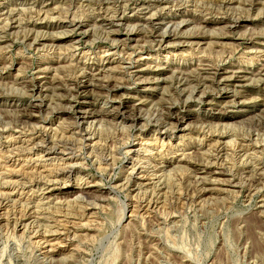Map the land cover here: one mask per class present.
Listing matches in <instances>:
<instances>
[{
  "label": "rangeland",
  "instance_id": "374dc122",
  "mask_svg": "<svg viewBox=\"0 0 264 264\" xmlns=\"http://www.w3.org/2000/svg\"><path fill=\"white\" fill-rule=\"evenodd\" d=\"M157 1L0 0V264H264V0Z\"/></svg>",
  "mask_w": 264,
  "mask_h": 264
},
{
  "label": "bare ground",
  "instance_id": "6f19581e",
  "mask_svg": "<svg viewBox=\"0 0 264 264\" xmlns=\"http://www.w3.org/2000/svg\"><path fill=\"white\" fill-rule=\"evenodd\" d=\"M144 1V0H143ZM164 1L166 2V0H160V1H157L158 2V4L159 5H161V6H163V4H165L164 3ZM171 2V1H170ZM166 4H169V2H166ZM179 4V3H178ZM126 5V4H125ZM174 5V4H173ZM126 7V6H125ZM64 8V7H63ZM113 8H114V6H113ZM169 8V7H168ZM86 10V9H85ZM100 11V10H99ZM109 12V11H108ZM107 12V13H108ZM230 12V11H229ZM102 13V12H101ZM24 14V13H23ZM27 14V13H26ZM25 14V15H26ZM41 14V13H40ZM40 14H38V15H40ZM155 14V13H154ZM9 15V14H8ZM21 15V14H20ZM118 15V14H117ZM151 15V14H150ZM68 16V15H67ZM114 16V15H113ZM154 16V15H153ZM10 17V16H9ZM75 17H77L76 15H75ZM105 17V16H104ZM148 17V16H147ZM152 17V16H151ZM64 18V17H63ZM72 18V17H71ZM106 18V17H105ZM119 20H118V22H120V23H122V22H124L125 21V19H126V17L124 16V15H120L119 17ZM72 19H74V18H72ZM78 19V18H77ZM16 20V19H15ZM68 20V19H67ZM71 20V19H70ZM106 19H103V21H105ZM110 20H111V18H110ZM151 20V19H150ZM149 20V21H150ZM17 21V20H16ZM63 21V20H62ZM66 21V20H65ZM77 21V20H76ZM152 21V20H151ZM154 21V20H153ZM157 21H159V20H157ZM79 22V21H78ZM184 22V21H183ZM6 23V22H5ZM153 23V22H152ZM156 23V22H155ZM164 23H165V21H164ZM177 23V22H176ZM182 23V22H181ZM71 24H72V26L73 27H76L77 29H80V28H82L83 26H82V24H73V22H71ZM163 24V23H162ZM201 24V23H200ZM237 24V23H236ZM70 25V24H69ZM171 25V24H170ZM157 26H161L160 24H157ZM163 26V25H162ZM69 27V26H68ZM154 27V26H153ZM169 27V26H168ZM127 28V27H126ZM158 28V27H157ZM71 29V28H70ZM69 29V30H70ZM154 29V28H153ZM156 29V28H155ZM158 30V29H157ZM131 31V30H130ZM133 31H134V29H133ZM72 32H74V30L72 31ZM159 32V31H158ZM134 33V32H133ZM162 34V33H161ZM181 34V33H180ZM160 35V34H159ZM182 35V34H181ZM133 34H132V31L129 33L128 32V34L126 35V37H127V39H126V41H124V42H128V41H131L132 40V38H133ZM157 36V35H156ZM155 37V36H154ZM156 38V37H155ZM160 40H158V42H159V44H158V46H157V48H158V50H166L167 49V46H166V44L168 43V41L170 40V36L167 34V32L166 33H164V34H162L160 37ZM156 39H158V38H156ZM155 39V40H156ZM78 40V39H77ZM194 40V39H193ZM118 41V40H117ZM210 41V40H209ZM50 43H52V45H54L55 43H56V40L55 39H52L51 41H49ZM76 42V41H75ZM80 42V41H79ZM119 42V41H118ZM77 43V42H76ZM126 44V43H125ZM180 44H182V43H180ZM211 44V43H210ZM51 45V44H50ZM124 45V44H123ZM155 45V44H154ZM184 45H185V43H184ZM191 45V44H190ZM200 45V44H199ZM176 46V45H175ZM188 46H189V44H188ZM198 46V45H197ZM76 47V46H75ZM122 47V46H121ZM193 47V46H192ZM128 48V47H127ZM191 48V47H190ZM144 49V48H143ZM150 49V48H149ZM135 52V51H134ZM138 52V51H137ZM136 52V53H137ZM189 52V51H188ZM109 53V52H108ZM107 53V54H108ZM113 53V52H112ZM135 53V54H136ZM143 53V52H142ZM2 54V53H1ZM60 54V53H59ZM110 54V53H109ZM185 54V53H184ZM132 55V54H131ZM139 55V54H138ZM194 55V54H193ZM231 55V54H230ZM135 56V55H134ZM197 56V55H196ZM130 57V56H129ZM138 58V57H137ZM148 58V57H147ZM203 58V57H202ZM128 59H130V58H128ZM131 59L133 60V58L131 57ZM135 59V58H134ZM142 59V58H141ZM222 59H223V57H222ZM140 61H142V60H140ZM69 63H71V62H69ZM131 63V62H130ZM73 64V63H72ZM202 64V63H201ZM207 64H209V63H207ZM79 66V65H78ZM101 67V66H100ZM99 67V68H100ZM102 67H103V65H102ZM192 67V66H191ZM103 69V68H102ZM197 70V69H196ZM95 71H99V69L98 70H95ZM201 71H203V72H209V73H211V75H213L214 76V79H218V81H219V83H217L218 85V87L220 88L222 85H224L225 83H226V81H227V79L228 78H226L225 76V73H223V71H224V69H222V67H220V65L218 66V67H210L209 65H203V69H201ZM87 72V71H86ZM121 72V71H120ZM236 73H233V75H235ZM238 74H240V73H238ZM262 74H264V73H262ZM95 75V74H94ZM97 75V74H96ZM90 76V75H89ZM173 77V76H172ZM264 77V76H263ZM231 78H233V76H231ZM262 78V77H261ZM137 79V78H136ZM164 81V80H163ZM262 81V80H261ZM78 83V82H77ZM109 83H110V81H109ZM85 85V84H84ZM98 87V86H97ZM115 88V87H114ZM77 89V88H76ZM118 89V88H117ZM192 89V88H191ZM225 89V88H224ZM108 92V91H107ZM220 92V91H219ZM218 93V92H217ZM222 94V93H221ZM192 96H193V94H192ZM191 96V97H192ZM193 98V97H192ZM200 99H201V97H200ZM199 99V101H202V100H200ZM192 100V99H191ZM197 100V99H196ZM187 101H188V99H187ZM194 101V100H193ZM214 101V100H213ZM189 102V101H188ZM201 103V102H200ZM202 105H203V103H202ZM210 107H212L214 104H213V102H211L210 104ZM125 106H126V103L125 102H122V103H120L119 104V110H117L118 111V113L120 114V113H125ZM205 106V105H204ZM79 109V108H78ZM81 110V109H80ZM154 110V109H153ZM168 110H169V112H176V108H168ZM166 112V111H165ZM100 113V112H99ZM117 113V114H118ZM106 114V113H105ZM172 115V117L171 118H165L164 120H157V119H155V121L153 122L154 123V125H152V127L153 128H155V129H157V132H160L162 129H164L165 128V130L163 131V132H166V133H164L165 135H167V134H172L173 136L172 137H174V136H177L180 132H184L185 131V127H184V124H185V121H186V118L181 114H175V113H172L171 114ZM100 116V115H99ZM117 116V115H116ZM168 116V115H167ZM125 117V116H124ZM224 116H220L219 118L218 117H216V118H218L219 120H221L222 118H223ZM94 117H93V115L92 116H90L88 113H80V116L77 118V124H80V125H84L85 124V122L87 123V122H89V121H92V119H93ZM147 118V117H146ZM212 119L213 118H215V117H211ZM127 119V118H126ZM205 119V118H204ZM25 120V119H24ZM93 120H95V119H93ZM139 119H132L131 121L134 123V121L136 122V121H138ZM150 120V119H149ZM206 120V119H205ZM211 120V119H210ZM172 121V123H175V126H174V128H173V130H174V132L173 133H169V130L168 131H166V127H168V125L170 124V122ZM216 121V120H215ZM96 122V121H95ZM151 122V121H150ZM205 122H207V120L205 121ZM212 122V121H211ZM94 123V122H93ZM148 123V122H147ZM171 123V124H172ZM217 123V122H216ZM221 123V122H220ZM224 124V123H223ZM173 125V124H172ZM78 126V125H77ZM8 127V126H7ZM14 128V127H13ZM48 128V127H47ZM146 128V127H145ZM32 129V128H31ZM143 130H145V129H143ZM41 131V130H40ZM84 131V130H83ZM67 132V131H66ZM85 132V131H84ZM162 132V133H163ZM40 134L38 135V137L36 136V140L38 141V140H40V144L41 145H43L42 147H41V151L43 152V153H45L47 156H51V155H57V154H59V152L58 151H61L62 149H61V147H60V144L59 143H57L55 140H53L51 137H50V135L47 133V132H44V131H41V132H39ZM83 133V132H82ZM58 134V133H57ZM207 135V134H206ZM213 135H215V134H213ZM72 136V135H71ZM70 136V137H71ZM84 138L85 137H90L89 139V141L90 142H92L93 141V137L94 136H92V134L90 133H85V135L83 134L82 135ZM55 137V136H54ZM69 137V136H68ZM73 137V136H72ZM82 137V138H83ZM61 138V137H60ZM54 139H56V138H54ZM58 139V138H57ZM56 139V140H57ZM64 140V139H63ZM79 140V139H78ZM35 141V140H34ZM221 140H219V142H220ZM71 142V141H70ZM217 142V141H216ZM232 142V141H231ZM262 142V141H261ZM264 142V141H263ZM37 143V142H36ZM69 143V142H68ZM96 143V142H95ZM257 143H259V142H257ZM74 144H76V143H74ZM77 144H79V143H77ZM237 144V143H236ZM34 145H36V144H34ZM39 145V144H38ZM37 145V146H38ZM64 145H67V144H64ZM87 145V144H86ZM264 145V144H263ZM72 146V145H71ZM93 146H94V144H93ZM157 146V145H156ZM66 147V146H65ZM76 147V146H75ZM30 148V147H29ZM63 148V147H62ZM78 148V147H77ZM97 148V147H96ZM231 148V147H230ZM221 149V148H220ZM141 149L140 148H137V149H130V151H128V153H127V157H126V159H127V163H128V166H130L128 169V173H127V177L125 178L126 179V181H128L129 180V182H130V179H131V181L132 180H134V188H136V190H139V192H140V190L142 191V189H143V187H144V185H146L145 184V182H143L144 181V179L145 178H147V176L146 175H148L149 173L144 169V167L142 166V163H141V160H140V156H141ZM211 151V150H210ZM218 151V150H217ZM224 151V149H221L220 150V153H222ZM261 151V150H260ZM63 152V151H62ZM71 152V151H70ZM93 152V151H92ZM111 153V152H110ZM260 153V152H259ZM92 154V153H91ZM44 155V154H43ZM42 155V156H43ZM99 155V154H98ZM109 155V154H108ZM262 155L264 156V150H263V153H262ZM103 156V155H102ZM41 157V156H40ZM98 157V156H97ZM47 158V157H46ZM50 158V157H49ZM48 158V159H49ZM43 159V158H42ZM97 159V158H96ZM259 159V158H258ZM262 159H264V158H262ZM261 159V160H262ZM41 160V159H40ZM144 160V159H143ZM229 160V159H228ZM245 160V159H244ZM101 162V161H100ZM173 162V161H172ZM175 162V161H174ZM228 162V161H227ZM177 163V162H176ZM244 163V162H243ZM263 163V162H262ZM60 164V163H59ZM71 165V164H70ZM78 165V164H77ZM77 165H75V166H77ZM143 165H144V163H143ZM156 165V164H155ZM176 165V164H175ZM261 165V164H260ZM73 166V165H72ZM71 166V167H72ZM167 166V165H166ZM170 166V165H169ZM172 166V165H171ZM179 166V165H178ZM182 166V165H181ZM227 166V165H226ZM225 166V167H226ZM66 167V166H65ZM74 167V166H73ZM150 167V166H149ZM156 167V166H155ZM60 168V167H59ZM76 168V167H75ZM146 168V167H145ZM157 169V168H156ZM170 169V168H169ZM60 170H61V168H60ZM70 171V173H71V176L73 175V173L76 171V170H74V168H70L69 169ZM80 170V169H79ZM166 170V169H165ZM35 171V170H34ZM66 171V170H65ZM161 171V170H160ZM259 171L261 172H263L264 171V164H262V167L259 169ZM43 172V171H42ZM54 172V171H53ZM56 172H57V170H56ZM157 172V171H156ZM47 173H48V171H47ZM62 173V172H61ZM264 173V172H263ZM158 174V173H157ZM157 174H155L156 176H157ZM12 175V174H11ZM58 175V174H57ZM155 175H153V176H155ZM163 175H164V173H163ZM183 175V174H182ZM197 175V174H196ZM204 175V174H203ZM69 178H71V177H69ZM173 178V177H172ZM128 179V180H127ZM16 180V179H15ZM56 180V179H55ZM70 180V179H69ZM171 180V179H170ZM218 180V179H217ZM58 181H60V180H58ZM15 182V181H14ZM61 182V181H60ZM70 181H68V183H69ZM171 182V181H170ZM223 182V181H222ZM225 182V181H224ZM9 183V182H8ZM44 183V182H43ZM97 183V182H96ZM126 183V182H125ZM14 184V183H13ZM59 184V183H58ZM171 184V183H170ZM175 184V183H174ZM8 185V184H7ZM10 185V184H9ZM66 185V184H65ZM95 185V184H94ZM211 185V184H210ZM118 186V185H117ZM49 189V188H48ZM165 189V188H164ZM35 190V189H34ZM156 191V190H155ZM208 191V190H207ZM178 192H180V191H178ZM50 193V192H49ZM86 193V192H85ZM202 193V192H201ZM1 194V193H0ZM7 194V193H6ZM169 194V193H168ZM172 194V193H171ZM193 195V194H192ZM49 196V195H48ZM4 197V196H3ZM52 198V197H51ZM135 198V197H134ZM145 198V197H144ZM4 199V198H3ZM7 199V198H6ZM83 199H84V197H83ZM60 200V199H59ZM174 202V201H173ZM178 202V201H177ZM141 203V202H140ZM157 204V203H156ZM156 204H152V201H150V202H148V203H141L140 204V206H139V208H148V207H152L153 205H156ZM166 205V204H165ZM68 207V206H67ZM154 207H156V206H154ZM160 207V206H159ZM124 208H126V210H127V208H128V206L127 205H125V207ZM169 208V207H168ZM63 209V208H62ZM143 210V209H142ZM10 212V211H9ZM136 212V211H135ZM139 214V213H138ZM61 215V214H60ZM40 216V215H39ZM123 216H124V214H123ZM123 218V217H122ZM124 219V218H123ZM122 219V220H123ZM131 219V218H130ZM35 222V221H34ZM73 224V223H72ZM88 224V223H87ZM45 225V224H44ZM84 225V224H83ZM7 226H9V225H7ZM16 226V225H15ZM38 226V225H37ZM27 227V226H26ZM53 227V226H52ZM90 227V226H89ZM129 227V226H128ZM23 229V228H22ZM25 231H26V229H25ZM55 231V230H54ZM67 232V231H66ZM63 233V232H62ZM34 235V234H33ZM32 235V236H33ZM19 239V238H18ZM22 240V239H21ZM34 240V239H33ZM2 242V241H1ZM58 242V241H57ZM53 247V246H52ZM75 250V249H74ZM51 252V251H50ZM4 254V253H3ZM72 254V253H71ZM53 257V256H52ZM16 258V257H15ZM1 262V261H0Z\"/></svg>",
  "mask_w": 264,
  "mask_h": 264
}]
</instances>
